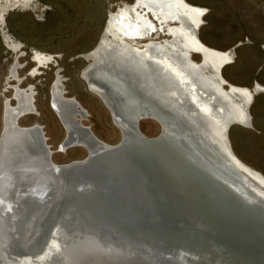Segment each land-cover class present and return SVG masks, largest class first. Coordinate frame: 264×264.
Wrapping results in <instances>:
<instances>
[{"label": "bare ground", "instance_id": "obj_1", "mask_svg": "<svg viewBox=\"0 0 264 264\" xmlns=\"http://www.w3.org/2000/svg\"><path fill=\"white\" fill-rule=\"evenodd\" d=\"M35 2L0 0V21L10 12L31 10ZM208 12L189 0L109 3L97 42L81 54L92 59L79 75L86 79L82 81L89 93L104 108L105 103L109 107L110 111L105 109L119 135L115 144L99 138L92 126L84 123L91 113L76 96L68 95L61 70L55 71L48 98V108L63 131L57 147L49 142L43 125L21 124L28 118L42 119L36 85L24 83L41 77L55 57L27 47L0 24L1 39L15 55L2 93L0 220L7 226L9 240L1 241L0 235V264H264V241H228L238 246L234 248L193 230L196 224L210 234L223 235L229 228L210 219L202 222L198 207L179 202L170 187L162 183L161 172L148 166L147 154L161 166L171 162V155H185L188 163L197 167L201 164L193 155L181 152L172 135L175 124L170 115L147 96V91L144 93L143 87L129 86L123 71H117L111 60L114 50H122V54L128 50L138 72L126 73L131 80L144 77L149 67L153 69L151 78L160 87L173 79L187 93L194 89L196 94L190 92L188 98L191 118L183 120L179 112L175 115L190 125L194 119L204 129L207 117L215 125L211 138L204 132L208 142L191 139L212 162L211 167L202 165V169L238 200L246 201L242 185L252 189L261 200L258 205L264 208V173L235 152L230 138L235 127L255 129L252 108L256 100L250 106L253 88L262 95L264 84L254 81L248 87L224 76V70L237 57L233 48L243 42L226 50L207 44L201 29ZM25 56H29V62L21 61ZM223 63L227 64L220 73ZM139 81L143 86L145 81ZM140 118L141 123L150 120L158 131L149 136L139 124L141 136L148 141L142 146L141 156L131 146L134 139L129 130ZM230 123L235 125L227 133ZM121 126L125 127L124 141L128 143L124 147L120 144ZM97 143L111 150H103ZM87 147L91 157L85 160ZM71 150L83 156L66 163L55 160L54 155H67ZM162 179L174 185L173 178ZM58 230L65 231L58 238L65 240L67 253H55L47 246L60 242L53 238ZM128 251L133 255H126Z\"/></svg>", "mask_w": 264, "mask_h": 264}, {"label": "rangeland", "instance_id": "obj_2", "mask_svg": "<svg viewBox=\"0 0 264 264\" xmlns=\"http://www.w3.org/2000/svg\"><path fill=\"white\" fill-rule=\"evenodd\" d=\"M116 1L36 0L31 10L10 12L4 16L3 24L15 38L27 47H36L55 57L53 63L42 70L41 77L24 83L25 86L30 83L36 85L42 119L38 122L37 118H28L21 122L22 125H43L53 147H57L63 137L62 129L48 108V98H51L49 87L57 70H61L66 79L68 95L76 96L91 113L84 123L92 126L97 136L108 143L115 144L119 138L107 110L89 93L80 78L85 61L77 58L95 45L106 22L108 5ZM189 1L209 10L206 24L201 29V36L207 44L226 50L243 42L237 49L235 63L224 70V76L238 85L249 87L254 81L264 84V0ZM14 59L15 55L6 48L0 36V132L4 101L2 93L8 69ZM21 61L29 62V56ZM252 114L255 129L235 127L230 131V138L235 152L264 173V94L256 98ZM141 129L149 136H155L158 132L150 120L142 122ZM82 156L77 150H71L67 155H54L59 163Z\"/></svg>", "mask_w": 264, "mask_h": 264}, {"label": "water", "instance_id": "obj_3", "mask_svg": "<svg viewBox=\"0 0 264 264\" xmlns=\"http://www.w3.org/2000/svg\"><path fill=\"white\" fill-rule=\"evenodd\" d=\"M2 17L4 19V15H2ZM3 19L0 21L1 22L0 24L2 25H3ZM242 45L243 43L237 44L233 48V52L236 54L237 49L240 48ZM122 52H123L122 50H120V52L118 50H114L111 55V60L115 64L117 71L120 70L123 71V74L125 75V77L123 76L124 81L126 83H129V86L131 87L134 85L137 86V88L143 87L145 90L144 93L146 94L147 91V96H150L154 100V102L158 105V107L160 106L161 110L166 111L170 115V117L173 120L172 122L175 124V128L173 129L174 131H172V135L177 140V144L181 152L193 155V157H195L201 164V167H197L192 163L191 164L188 163L186 157H184L185 155L184 156L175 155V157L171 155L170 157L171 162L169 164L164 163L161 166L160 164L159 165L156 164V160H154L153 157L147 154V157H149V159H147V162H149L148 166L151 167L154 166V170H159L161 172L160 179L162 183L170 187V190L172 191V193L175 195V197L179 202L182 201L188 204L189 207H191L190 204L198 207L200 212L203 213V216L201 217L202 219L199 218L202 220V222L203 221L207 222L210 219L211 222H217L218 224H221L224 227H228L229 231L228 233L224 232L223 235L221 234L213 235L204 230L199 229V227L196 224L193 226L191 221L189 220L186 221L192 225L193 230L198 235L204 236L208 240L218 241L220 243L225 242L229 245H231L230 243L231 241H238L239 239L241 240L246 239L249 241L250 240L264 241V208L258 205L261 204L260 202L261 200L259 196L252 189L248 187H244L242 185V189L244 190L243 194L246 201L238 200L237 197L234 196V194L231 193L230 190H228L227 187L222 182H219L217 179L210 176L209 173L205 171V169H202L204 168L202 167V165L211 167L210 165H212V162L206 156H204L197 147L193 146L191 139L195 138L198 139L200 142L201 141L208 142V138L212 137L215 130V125L213 124V122L207 117L206 119L207 124H204V126L207 127L208 129L207 130L204 129L202 126H199L194 119L192 120V124L190 125L189 124L190 122L187 123L182 122L181 119L175 115L176 113L179 112L182 114L181 118L183 120L184 119L186 120L187 116H190L191 118V115L190 114L188 115L187 113L189 109H192L191 107H189L188 98H190L189 97L191 94L190 92L196 94L195 90L190 89L191 91L189 92L188 90L187 93V91H185V89H182L179 83H177V81L173 79L172 80L169 79L170 80L169 82L164 83L165 86L160 87L157 85L156 81L153 78H151L150 71H152L153 69L150 70L149 67H146V69L149 72L148 73L145 72L146 75L144 77H141L139 75L137 77L138 79L136 78V81H134L133 79L131 80L130 76L126 75V73H129L128 71L137 72L136 71L137 67H135L136 66L135 61L131 60V55L128 53V50H125L123 54ZM87 56L88 55H78L77 58L84 60L85 63H88L92 59V57H87ZM226 64L227 63H223L221 65L220 73L222 72ZM81 79L84 82H86V79L83 77V75H81ZM139 80L145 81L143 86L141 85ZM253 91L254 94L250 106L255 102L256 98L260 95V92H257L255 87L253 88ZM138 92H141V90L138 89ZM148 93L150 95H148ZM203 99L205 98L203 97ZM105 105H106L105 108L110 111L106 103ZM141 121L142 118H140L133 125H130L129 128V130L131 131V135L134 139V143H132L133 145L131 146H134V148H136L135 153L140 156L141 154L143 155V153H140L143 144L148 143V141H146L139 132V124L141 123ZM113 122L115 121L113 120ZM234 125L235 123H230L228 125L227 133ZM123 127L122 126L121 128L119 127L118 130L122 134L121 136L122 140L120 144L121 146L124 147L128 145V143L124 141ZM64 128L66 130V127ZM204 132L207 133L208 138L206 137ZM161 135H159V137ZM153 144H157V143H153ZM98 146L103 150H109V151L111 150L100 144H98ZM85 151H86L85 160H87L91 157L90 150L87 147L85 148ZM221 158L225 162H227V158L224 159L222 156ZM72 163L74 162H70L69 164ZM169 165L171 166V170L168 169L170 168ZM177 170L181 173V176H178L176 172ZM153 175L155 176L154 172ZM220 175L225 177V172H221ZM164 176H169L170 178H173L175 180L174 185L169 184V182L166 183L162 179ZM173 186L175 190L173 189ZM166 192L169 193V190H166ZM6 227L7 226L5 225V223H3L0 220V235H1V241L3 242L9 240V235L6 233L7 231ZM62 233H65V231L58 230V232L53 235V238L57 239V241L60 242L56 245L53 244L47 245L49 247V250L58 254H61L63 252L67 253L65 251V247L63 246V242L65 240L64 239L60 240V238H58ZM231 246H233L234 248L238 247L236 246V244ZM254 247H256L257 250L259 251V246L255 245ZM106 249L109 250V247ZM126 255L130 257L133 254H130V252L128 251L126 252ZM146 255L149 256V254L147 253ZM6 261L9 262L8 260Z\"/></svg>", "mask_w": 264, "mask_h": 264}]
</instances>
